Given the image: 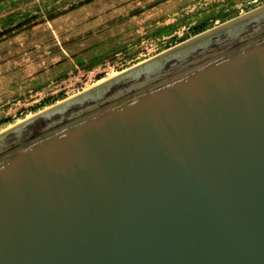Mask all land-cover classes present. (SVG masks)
Instances as JSON below:
<instances>
[{
  "label": "water",
  "instance_id": "obj_1",
  "mask_svg": "<svg viewBox=\"0 0 264 264\" xmlns=\"http://www.w3.org/2000/svg\"><path fill=\"white\" fill-rule=\"evenodd\" d=\"M0 264H264V3L1 133Z\"/></svg>",
  "mask_w": 264,
  "mask_h": 264
},
{
  "label": "rangeland",
  "instance_id": "obj_2",
  "mask_svg": "<svg viewBox=\"0 0 264 264\" xmlns=\"http://www.w3.org/2000/svg\"><path fill=\"white\" fill-rule=\"evenodd\" d=\"M263 3L4 1L0 4V132L192 37L191 27L200 21L208 19L211 28Z\"/></svg>",
  "mask_w": 264,
  "mask_h": 264
},
{
  "label": "trees",
  "instance_id": "obj_3",
  "mask_svg": "<svg viewBox=\"0 0 264 264\" xmlns=\"http://www.w3.org/2000/svg\"><path fill=\"white\" fill-rule=\"evenodd\" d=\"M4 1H8V0H0V4H2ZM220 18L222 19L223 16H221ZM209 27H210V25L208 23V19H205L203 21H200V22L194 24L191 27V35H195V34H197L199 32H202V31L206 30Z\"/></svg>",
  "mask_w": 264,
  "mask_h": 264
},
{
  "label": "bare ground",
  "instance_id": "obj_4",
  "mask_svg": "<svg viewBox=\"0 0 264 264\" xmlns=\"http://www.w3.org/2000/svg\"><path fill=\"white\" fill-rule=\"evenodd\" d=\"M134 66H136V65H134ZM134 66H132V67H134ZM127 69H128V68H127ZM127 69L120 71L119 73H117V74L114 75L113 77L119 75L120 73H122L123 71H126ZM113 77H110V78H107V79L100 80V81H99L98 83H96L93 87H95V86H97V85H100L101 83H104L105 81H107V80H109V79H111V78H113ZM93 87H92V88H93ZM90 89H91V88H90ZM88 90H89V89H88ZM69 99H70V98H69ZM67 100H68V99H66V100H62V101L59 102L58 104H56V105H54V106H50L49 108H47V109H45V110H43V111H41V112L36 113V114L33 115L32 117H30V118H28V119H25V120L22 121L21 123H23V122H25V121H27V120H29V119H31V118H33V117H35V116L41 114V113H43V112H45V111H47V110H49V109H51V108H53V107L59 105V104H61V103L65 102V101H67ZM21 123L15 124L14 126L8 128V129L6 128L4 131L0 132V134L3 133V132H5V131H7V130H9V129H11V128H13V127H15V126H17V125H19V124H21Z\"/></svg>",
  "mask_w": 264,
  "mask_h": 264
}]
</instances>
